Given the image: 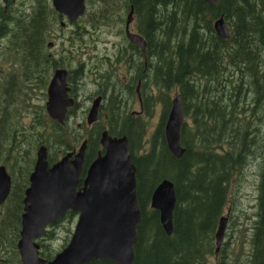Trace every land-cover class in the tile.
Wrapping results in <instances>:
<instances>
[{
  "label": "trees",
  "instance_id": "1",
  "mask_svg": "<svg viewBox=\"0 0 264 264\" xmlns=\"http://www.w3.org/2000/svg\"><path fill=\"white\" fill-rule=\"evenodd\" d=\"M95 2L99 26L106 19L105 11L111 8L105 0L88 3L93 7ZM122 3L121 8L127 14L132 7L136 32L146 44L145 52L132 43L122 47V62L135 73L132 80L141 79V108L138 113L128 112L134 101L125 94L127 89L122 83V95L128 96L122 99V131L118 126L120 119L116 118L108 131L127 137L135 166L140 222L133 264H264V0H216L213 4L205 0H122ZM90 16L91 11L85 12L84 19ZM220 17L228 26V38L220 37L214 28V21ZM28 24L29 30L25 29L21 35L19 29ZM53 29L54 24L41 19L38 13L26 18L24 12H14L2 18L0 39L6 37V43L19 59L10 57L13 71L0 81V98L8 94L15 102L13 95L22 78L27 80L25 86L42 82L45 87L50 80L47 70L66 66L64 54L57 59L43 51L45 36ZM80 33H76L78 40L84 36ZM74 49L69 48V59L75 57ZM136 53L142 55L137 57L138 66L133 64L135 58L131 57L132 61L128 58ZM83 59L86 67L89 55ZM81 62L80 59V65ZM80 65L76 67L78 70L67 68L69 82L77 75L80 80ZM132 94L134 98L136 93ZM176 95L184 114L179 140L184 152L180 157L168 150L163 129ZM75 100V105L68 108L64 124L35 118L30 151L28 154L24 151L23 158L20 156V164L19 147L27 134L20 130L10 135L0 133L3 140L9 136L8 154L1 155L4 161L0 163L8 168L12 181L10 192L0 205V264H21L15 246L35 150L45 145L46 159L52 164L59 158L57 149L62 150V155L86 140L82 178L97 153L102 152L99 136L103 127L99 121L88 126L82 117L80 123L68 124L67 120L75 116ZM2 104L0 99V116L4 118L6 108ZM155 110L159 112L158 121L148 134L147 117L153 116ZM0 151L4 152L3 148ZM251 162L255 203L249 217L250 232L245 239L244 229L238 230L239 235L230 240L226 229L234 231L239 226L238 187L248 179L245 169L251 167ZM164 178L172 181L176 197L170 235L162 228L158 211L149 205L152 190ZM76 215L69 210L49 224L38 240L41 258L50 260L65 246L52 245L55 227L63 219L70 220ZM222 215L228 220L225 238L216 253L215 233ZM84 264L117 262L95 259Z\"/></svg>",
  "mask_w": 264,
  "mask_h": 264
},
{
  "label": "water",
  "instance_id": "2",
  "mask_svg": "<svg viewBox=\"0 0 264 264\" xmlns=\"http://www.w3.org/2000/svg\"><path fill=\"white\" fill-rule=\"evenodd\" d=\"M85 0H52L54 9L65 15L69 22L84 13ZM213 4L216 0H205ZM132 7L125 19L124 32L132 44L145 52V40L129 28ZM223 17L214 21L216 33L229 37V29ZM51 44H49L50 46ZM67 70L53 71L47 84L45 110L52 120L64 124L68 108L74 98L66 86ZM137 95L140 98L139 84ZM100 97L94 98L88 107L86 123L97 121ZM164 124V137L168 150L180 157L184 149L180 145V128L183 110L180 97L172 98L171 108ZM128 139L125 135H113L108 129L100 131L99 151L85 169L82 178L86 140L77 150L66 152L52 164L47 161V148L40 145L36 151L29 185L24 190L23 211L20 218L19 238L16 242L21 264H84L95 259L113 260L117 264H133V246L137 240L140 210L136 197L135 166L131 161ZM5 166H0V205L10 192L11 177ZM174 185L162 179L152 190L149 205L159 213V221L166 232L172 233V217L175 206ZM73 211L76 222L65 246L47 260L41 258L38 240L44 236L49 224L57 221L67 211ZM227 216L222 215L215 233V252L223 241Z\"/></svg>",
  "mask_w": 264,
  "mask_h": 264
},
{
  "label": "rangeland",
  "instance_id": "3",
  "mask_svg": "<svg viewBox=\"0 0 264 264\" xmlns=\"http://www.w3.org/2000/svg\"><path fill=\"white\" fill-rule=\"evenodd\" d=\"M32 0H15L13 6L14 8H17L18 6L23 7V11L24 14L26 15V18L29 17V13H30V6L29 4L31 3ZM85 10L84 13L78 17L75 21L73 22H69L67 17L65 15L60 16L53 8V6L51 5V0H46V5H45V16H44V21H49L51 23L54 24V29L52 31H50V33L48 34V37L45 36V44L46 47L45 49H43V51H46L47 54L50 56L51 54H53V52L55 53V57L60 59V56L64 54V65L66 66H60V68L63 69H67L68 70H72L76 69V67H78L80 65V59H81V78L79 80V76H75L74 78L71 77V82L68 81V79H66V86L70 87V91L71 93H73L76 88H77V95L73 96L76 100L77 99H82V102H79V107H77L76 112H75V116H71L69 118L68 124L69 125H73V123H80L78 121H80V118H86V114L87 111L86 109H88V107H90V103L89 100H87V94L89 93V90H92L93 86H90L91 83H89V78L86 77L88 76V71L91 66L94 63V59L97 58V56H101L103 55L107 50L108 51H113L114 50V43H116L115 45L118 44H122V45H128V43H130V41L127 39L126 35H125V18L127 15V11L125 9H122V0H116V3L111 2V0H105V3H107L109 5V7L111 8L110 11L106 12L105 11V16L106 19L104 20V22H102L103 24H100L99 26L96 25V20L99 17V13H98V3L95 2V6L93 5V7H91L89 5V0H85ZM107 7V6H105ZM108 7V8H109ZM91 11V16L88 19H84L85 16V12H89ZM56 13V14H55ZM123 17V19H122ZM79 19H83V21H80ZM123 21H122V20ZM93 26V27H90ZM24 28H20L19 31L21 33V35L24 34V30L26 29V31L29 30L30 24L28 25H24ZM129 28L132 32H136V26L132 22L129 25ZM62 30V31H61ZM80 34H84V36H82V39L78 40L77 36L78 32H80ZM138 33V32H136ZM74 37V39H73ZM6 37L1 38L0 39V81L1 79L6 75V73L12 72V68H11V59L10 57H12L13 55H15L13 53V51L9 48L8 44L6 43ZM49 44H51L49 46ZM76 48L74 49V53H75V57L73 59H69L68 58V53L69 50L67 51V49L69 48ZM127 48H129V46H126ZM78 50V51H77ZM86 53V54H85ZM143 54V53H142ZM80 55L81 58H80ZM85 55H89V59H88V65L86 67H84V56ZM138 56H142L141 53H136L134 56H126L129 59H131V61L133 60L132 58H135V61L133 60V64L135 66H138V62L137 61V57ZM132 57V58H131ZM19 59V57H17ZM80 58V59H79ZM143 59V58H142ZM17 68V65H16ZM79 69V68H78ZM76 69V70H78ZM53 68L48 69L46 72L47 76H52V72ZM131 72V71H129ZM126 76L127 78L131 76V73H128L127 71L122 69V77ZM134 75H132L133 77ZM136 80V77H134ZM133 79V78H132ZM50 81V80H49ZM133 81V80H132ZM136 82V81H134ZM4 83H6V81H4ZM27 83V80L25 78H22L20 80V82L18 83L17 88L18 91L17 93H15L13 96V98H16L17 101H13L12 99L9 98V102H8V107L10 113L14 114V120L19 121L18 123L20 124H24L25 128L27 125V128L23 131L25 133V135L27 134V137L25 138V140L23 142H21V146L19 147L20 149V153H19V158L18 160V164L21 163V157H24V151L27 152V154L30 151V147H29V141H30V137L33 132H31L33 130L34 127V120L35 118L39 117L40 119H49L50 122H56L58 123L56 120H52L49 115L46 112V108H45V103L47 101V94H46V88H47V84L44 87V85H42V82H39L38 84L34 83V85L31 86H25L24 84ZM70 83V84H69ZM49 84V83H48ZM136 83H134L133 85H135ZM33 86V87H32ZM73 89V90H72ZM140 91V89H139ZM138 96V95H137ZM128 97V96H127ZM136 99V95L134 97ZM140 101H141V95L140 98H138L137 100H134L133 105H131L130 111L128 110L129 113L133 112V113H138V111L140 110ZM86 110V113H84L83 111ZM35 115V117H34ZM158 115L159 112L157 110H155V113L153 114V116H150L149 118L147 117L148 120V134L151 133L152 129L155 128V125L158 121ZM146 118V117H145ZM97 122H100V125L104 128H106L104 126L105 121L108 122L109 126L106 128L108 129V131H110L112 129V120L111 116L110 118L103 120V119H96ZM52 122V123H53ZM65 122V121H64ZM86 122V120H85ZM59 124V123H58ZM87 124V123H86ZM93 124V123H92ZM61 125V124H60ZM88 125V124H87ZM91 126V125H88ZM119 130L122 131V120H120L119 122ZM15 133L17 132V130H14ZM31 132V133H30ZM11 134V133H10ZM9 134V135H10ZM20 135V134H19ZM18 135V137H19ZM16 137V138H18ZM22 135H20L19 137V141L21 140ZM8 139L9 136L7 138V140H3L2 136H0V141H2V144L0 143V148H3V151H0V162L4 161V158L1 157V155H6L8 154L7 152V147H8ZM18 140L17 145H18ZM80 144V143H78ZM77 144V146L73 149V150H77L79 145ZM36 151L35 150V157H36ZM72 151V150H71ZM48 153V152H47ZM62 150L61 149H57V156L60 158L62 155ZM22 154V155H21ZM21 156V157H20ZM3 165V163H0V166ZM253 165L254 163L251 162V167L250 168H246L245 172L247 173V178L246 180H244L242 182V184L240 185L239 188V200H240V204H239V208H240V217L238 219V224L239 226L236 228V230L231 231L228 227L226 229V233L229 234V238L230 240L235 239L238 235H239V231L238 230H243L244 231L242 233H244V237L245 239H247L249 232H250V219L249 217L252 215V211H253V205L255 203V195H254V189H253ZM8 169V168H7ZM232 190L234 189V185L231 186ZM76 222V217L73 219H63V221L60 223V225H58L57 227H55V239L52 240V245L55 247L58 246H63V244L65 245L66 241L69 239L70 235H71V231L74 228V224ZM225 238V237H223ZM220 250V249H219Z\"/></svg>",
  "mask_w": 264,
  "mask_h": 264
},
{
  "label": "flooded vegetation",
  "instance_id": "4",
  "mask_svg": "<svg viewBox=\"0 0 264 264\" xmlns=\"http://www.w3.org/2000/svg\"><path fill=\"white\" fill-rule=\"evenodd\" d=\"M14 2L15 0H0V21L2 20L4 16H6L7 13L9 15L14 12L17 14L22 13L23 7H21V9H20V6H18L17 8H14L13 6ZM111 2L116 3V0H111ZM45 5H46V0H32L29 6L32 7L33 10L30 11L29 17H35V15L38 13L40 18L44 19ZM51 5H52V0H51ZM115 44L116 43L112 44L114 45L113 51L107 50L103 55L97 56V58L94 59V63L91 66V68L87 70L88 76L86 77L89 78V81H90L89 83H91L90 86H93V88L92 90H89V93L87 94L86 98L87 100H89L88 103L90 104L94 98L98 97V95L101 98L100 103H99L98 113H97V119L99 120L100 119L106 120L110 118V116H111V119L116 118V119L122 120L121 119L122 118V99L125 100V98L127 97L125 95H122V83L125 85L127 89L125 94H128V96L131 97V101H134V100L138 101L136 89H137L138 84H139V89H140L141 79L136 77V80H135L136 84L133 85L134 81H132V78H133L132 74H135V73H132L131 69H129V67L126 66V63L122 62V59H123L122 47H124V45L122 44L115 45ZM68 50L69 49H67V51ZM14 56L16 57V55ZM50 56L56 58L54 52ZM59 68L60 67L54 68L53 71ZM122 69H125L128 73H131V76L128 78L126 76L122 77ZM66 72L69 74L68 70ZM68 74H67L66 79L69 78ZM77 91L78 90L76 88L74 90L75 94L70 95L71 91L69 90V95L73 97L77 95ZM133 92L136 93V99L133 98V94H132ZM9 98L10 96L8 94H3L2 97L0 98L3 103L2 105L6 108L5 110L6 116L4 118L0 116V133L1 131H4L5 135H9L10 133L14 132V130H20L23 132L27 128V125L25 128L24 124H20L18 123L19 121L14 120L15 116L11 115L10 111H8L9 110V107H8ZM82 100L83 98L75 100V102H77L76 103L77 105L74 107L75 109L79 107L80 104L78 105V103L82 102ZM86 110L83 112L86 113ZM120 120H118V125H119ZM104 126L106 128L109 126L107 121H105ZM0 143H2V141H0ZM17 147H19V145H17Z\"/></svg>",
  "mask_w": 264,
  "mask_h": 264
},
{
  "label": "bare ground",
  "instance_id": "5",
  "mask_svg": "<svg viewBox=\"0 0 264 264\" xmlns=\"http://www.w3.org/2000/svg\"><path fill=\"white\" fill-rule=\"evenodd\" d=\"M130 44V43H129ZM169 113V112H168ZM167 116H168V114H167ZM183 117H184V114H183ZM166 119H167V117H166ZM166 119H165V121H166ZM184 121V120H183ZM164 124H165V122H164ZM182 126V125H181Z\"/></svg>",
  "mask_w": 264,
  "mask_h": 264
}]
</instances>
